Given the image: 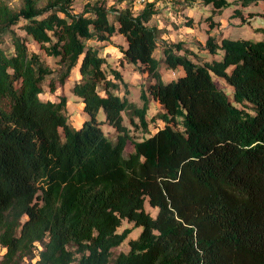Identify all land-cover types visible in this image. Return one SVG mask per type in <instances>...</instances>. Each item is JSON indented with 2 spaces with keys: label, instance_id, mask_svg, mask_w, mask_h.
Here are the masks:
<instances>
[{
  "label": "trees",
  "instance_id": "obj_1",
  "mask_svg": "<svg viewBox=\"0 0 264 264\" xmlns=\"http://www.w3.org/2000/svg\"><path fill=\"white\" fill-rule=\"evenodd\" d=\"M22 2L16 11L0 0V264H24L37 247V264H264V40L209 38L208 52L222 56L204 63L166 48L175 79L164 81L157 31L147 26L152 2L138 16L116 11L115 23L104 2L77 15L74 0ZM21 21L58 60L50 92L73 82L80 127L65 115V95L41 97L54 70L13 30ZM7 34L11 52L1 47ZM116 34L126 41L121 63L149 78L142 107L118 94L121 74L106 72L107 58L88 46ZM215 78L232 88L231 99ZM146 94L161 106L154 128ZM128 111L129 125L146 133L141 140L124 124ZM122 220L142 232L112 260L130 234L118 232Z\"/></svg>",
  "mask_w": 264,
  "mask_h": 264
},
{
  "label": "rangeland",
  "instance_id": "obj_2",
  "mask_svg": "<svg viewBox=\"0 0 264 264\" xmlns=\"http://www.w3.org/2000/svg\"><path fill=\"white\" fill-rule=\"evenodd\" d=\"M7 5L18 11L22 6V0H4ZM155 5V14L147 24L148 27L157 31V49L154 52L156 59L161 61V72L164 74L163 80L170 81L175 79V75L171 71L167 70L164 61V49L175 47L174 52L180 55H184L190 51L192 53L189 57L197 62L204 63L213 59L221 60L222 52L218 55H212L208 52L207 41L209 38L215 41H220L223 38L231 39H247L251 41L264 40V1L256 0L249 6L244 7L241 0H228L229 5L221 10L214 9L211 5H205L198 0H191L183 3L182 5H174L171 2L160 0H151ZM47 0H38V6L43 7ZM104 2L106 8L109 10V20L111 23L116 22V11L123 9H129L134 16H138L146 5L138 7L133 4L132 0H74V4L71 8V12L74 14H81L84 11V5L89 3L90 5H98ZM25 25L24 21H21L17 26L13 27V30L22 37L30 51L38 54L41 57L43 63L54 70L52 76L47 77L42 85L44 99H50L52 101H58V95L63 94L68 99L67 108L65 109V115L69 122L75 127H80L84 120V113L81 109V105L77 98L73 96L72 87L73 82L66 83L63 88H58L55 93L50 92L49 83L53 79H57L59 75L60 65L58 60L48 57L40 46L29 36L25 34L22 27ZM125 38L121 35H114L111 40L105 42H88V46H95L98 48L101 56L106 57L108 60V67L105 69L109 72V69H117L121 74V82L117 81L120 85V91L118 94L127 99L138 107L144 105V98H142V92L146 91L149 78L146 77V73L141 72L136 67L128 65L127 63H121L120 48L125 47ZM181 45L180 51L176 47ZM1 47L7 49L8 52L12 51V42L9 34L2 38ZM219 88H221L231 99L233 90L230 86L225 84L221 79L215 78ZM147 95V94H146ZM148 99V111L147 121L153 125V120L157 119L159 106L149 95ZM131 112L124 113V124L130 128V134L133 139L141 140L145 137V131L137 127L130 126ZM155 123H159L157 120ZM160 125H162L160 123ZM105 134L115 139L117 132L109 125L103 126ZM127 153V152H126ZM145 209L152 216H156L158 209L151 208L146 202ZM130 230V234L126 238L123 244L118 248L112 250V260H114L120 253H127L129 251V241L136 239L142 232V227H134V224L127 220H122L121 226L118 228V232L121 233L124 230ZM40 247L34 252V257L29 260H25L24 264H37V253ZM71 250H75L76 246L69 247ZM5 249L0 247V262L5 254ZM79 257V256H78ZM77 264V263H73Z\"/></svg>",
  "mask_w": 264,
  "mask_h": 264
},
{
  "label": "built area",
  "instance_id": "obj_3",
  "mask_svg": "<svg viewBox=\"0 0 264 264\" xmlns=\"http://www.w3.org/2000/svg\"><path fill=\"white\" fill-rule=\"evenodd\" d=\"M132 1H133V4L135 6H138V7H143L147 3L152 2L151 0H132ZM154 1L156 2V1H160V0H154ZM165 1L171 2L174 5H182L183 3L187 2V1H191V0H165Z\"/></svg>",
  "mask_w": 264,
  "mask_h": 264
},
{
  "label": "crops",
  "instance_id": "obj_4",
  "mask_svg": "<svg viewBox=\"0 0 264 264\" xmlns=\"http://www.w3.org/2000/svg\"><path fill=\"white\" fill-rule=\"evenodd\" d=\"M78 100V99H77ZM81 105V104H80Z\"/></svg>",
  "mask_w": 264,
  "mask_h": 264
}]
</instances>
